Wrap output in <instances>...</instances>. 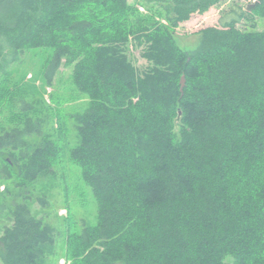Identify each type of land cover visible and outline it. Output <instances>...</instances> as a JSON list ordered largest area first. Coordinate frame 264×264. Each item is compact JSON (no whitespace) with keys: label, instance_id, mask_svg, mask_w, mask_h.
I'll return each mask as SVG.
<instances>
[{"label":"trees","instance_id":"1","mask_svg":"<svg viewBox=\"0 0 264 264\" xmlns=\"http://www.w3.org/2000/svg\"><path fill=\"white\" fill-rule=\"evenodd\" d=\"M221 1L168 0L142 14L127 0H0V76L26 51L49 50L47 83L71 67L89 99L74 116L68 160L96 215L68 229L69 264H264V31L237 28L264 19V0L232 7L192 51L173 36ZM6 106L33 111L18 87L0 88V114ZM25 119L23 130L0 125V175L21 188L50 175L62 151L46 136L24 152L22 136L37 131ZM55 242L23 195L3 227L0 262L46 264Z\"/></svg>","mask_w":264,"mask_h":264},{"label":"rangeland","instance_id":"2","mask_svg":"<svg viewBox=\"0 0 264 264\" xmlns=\"http://www.w3.org/2000/svg\"><path fill=\"white\" fill-rule=\"evenodd\" d=\"M127 1L135 5L142 14H147L150 7L157 9L159 6L168 5V0ZM253 2L254 0H222L205 14H194L174 30L173 36L177 45L186 52L196 49L200 43V30L207 27L220 28L232 7L237 6L245 11ZM237 28L247 32H262L264 19H245L237 24ZM129 50V58L135 66L144 68L147 63L141 58L140 50L131 46ZM50 53L51 51L43 49L26 51L20 62L10 67L6 77L0 76V88L8 87L13 90L18 87L22 98L33 108L32 112L19 113V110L4 107L0 114V125L4 126L7 132L15 128L23 130L24 121L21 120L24 117L25 121L31 120L36 124L37 131L22 136L29 146V149L23 150L26 153L46 136L62 148L60 160L53 166L52 173L40 176L25 188L17 187L13 180H4L0 175V236L3 227L9 225L10 209L15 203L23 201L25 195L32 215L52 225L56 230L53 254L47 257L45 263L69 264L65 258L68 229L79 230L92 224L96 215V203L90 189L82 182L79 170L68 160V151L78 143L74 116L87 108L89 99L73 87L71 67L62 65L50 84L47 83L45 71ZM0 157L6 158L7 153H0ZM40 197L45 199L44 206L38 201ZM226 262L230 264L231 260L227 258Z\"/></svg>","mask_w":264,"mask_h":264},{"label":"water","instance_id":"3","mask_svg":"<svg viewBox=\"0 0 264 264\" xmlns=\"http://www.w3.org/2000/svg\"><path fill=\"white\" fill-rule=\"evenodd\" d=\"M181 85L183 87V85H184V77H182V79H181Z\"/></svg>","mask_w":264,"mask_h":264}]
</instances>
